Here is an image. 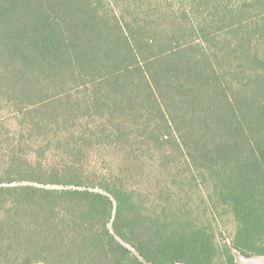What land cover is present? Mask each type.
Returning a JSON list of instances; mask_svg holds the SVG:
<instances>
[{
  "label": "trees",
  "instance_id": "trees-1",
  "mask_svg": "<svg viewBox=\"0 0 264 264\" xmlns=\"http://www.w3.org/2000/svg\"><path fill=\"white\" fill-rule=\"evenodd\" d=\"M234 251L264 257V0H0V264Z\"/></svg>",
  "mask_w": 264,
  "mask_h": 264
},
{
  "label": "rangeland",
  "instance_id": "rangeland-1",
  "mask_svg": "<svg viewBox=\"0 0 264 264\" xmlns=\"http://www.w3.org/2000/svg\"><path fill=\"white\" fill-rule=\"evenodd\" d=\"M211 218L212 224L216 228L220 243L230 240L234 235L235 230L231 215L229 213L222 212L220 215L215 214ZM234 254L238 264H264V257L262 256L244 257L236 251H234Z\"/></svg>",
  "mask_w": 264,
  "mask_h": 264
}]
</instances>
